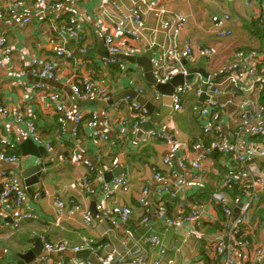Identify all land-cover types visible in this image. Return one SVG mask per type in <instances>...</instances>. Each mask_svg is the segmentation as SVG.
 <instances>
[{
	"label": "crops",
	"instance_id": "1",
	"mask_svg": "<svg viewBox=\"0 0 264 264\" xmlns=\"http://www.w3.org/2000/svg\"><path fill=\"white\" fill-rule=\"evenodd\" d=\"M7 0H0V8L4 7ZM114 1L118 7L126 11L131 6L130 0H79L75 5L76 17L80 18L83 25L82 43L88 49L86 59L88 64L81 68L75 59L60 58L57 60L58 81L54 82L47 78L31 75L29 63L33 58L48 61L54 58V53L62 48L75 53L76 59H84L77 55L78 49L72 38L62 39L50 28V23L40 21L37 12L33 9L31 0L27 1V9L33 17L32 22L23 29H17L13 23L0 20V34L8 37L13 48L12 63L6 69H0V106L8 109H18L23 118L32 121L40 136L53 148L52 154L40 153L39 162L43 165L41 171V187L34 195H26L23 209L35 214V219L26 220L17 228H14L13 212L0 215V264H16L13 258L23 254L34 245L38 239L51 244L63 243L67 250L62 253L49 255L50 264H57L61 259L70 260L78 258L81 263L85 261L97 264L100 258H105L112 250L118 252L117 259L128 261L132 256L142 253L148 261L157 259L160 248L168 251L174 264H190L193 260H201L203 264H220V258L214 259L203 246L201 239L192 237L190 243L183 247L181 240L188 235V226L166 228L159 219L155 205V196L152 194L146 202L145 208L137 205L136 198L144 185L149 186L151 191L157 186L153 179L155 172L168 175V169L162 164L164 157H170L176 161L181 155H188L190 159L200 153L197 145L202 138V120L199 118V107L204 101V93L197 95L195 90L190 89L182 95V110L167 115L162 121L156 122L154 117L148 114L147 121L141 127L140 132L132 133L131 125L134 122L135 112L132 109L134 102L131 98L119 97L112 105L108 101L124 91L133 90L147 99L154 106V116H159L162 108L161 99L154 101L158 91L148 85L144 78L143 69L125 57L144 58L151 54L153 62L159 55L174 45L178 52V67H183L188 72L184 77V83L199 81L200 78H210L216 83H221L225 76L226 67L235 60V55L240 52H255L260 57L258 72L264 75V33L259 17L264 11V0H221L220 2L208 1L197 2L193 0H147L155 1L158 9L164 10L165 14L160 19L154 13L149 12L145 6H141L145 29L143 39L138 42L128 41L125 43L131 49L130 53H123L120 62L113 66L103 65L100 51L107 49L102 40L100 30L108 28L104 17L94 16L93 8L101 3ZM181 14L186 18V23L178 36L173 37L169 32H163L160 20L173 21L174 15ZM228 15L229 21L222 28L228 36H217L214 33L211 19L214 16ZM114 12H107V19H112ZM256 25H259L255 32ZM54 39L55 44L49 43L48 36ZM189 42L192 54L189 59L180 55L182 47ZM211 49L214 52L209 64L206 62L204 51ZM82 71L88 76L105 79L110 96L107 101L96 100L93 96L86 100L76 99L70 88L65 84L67 79ZM180 74H176L178 76ZM174 76V77H175ZM36 85H42V89H35ZM29 92L25 94L23 88ZM50 92H59L64 98V114H58L48 100ZM161 97V95H160ZM201 97H203L201 101ZM257 99V100H255ZM257 104L264 103V89L255 95ZM221 107L211 113V120L219 124L220 136L225 141L231 142L236 128L238 107L245 99L241 95L223 93L215 98ZM114 104L116 108H114ZM83 112L85 118L92 112L100 116L112 117V128L109 136L114 140V146L110 147L93 140L88 129L79 128L76 138L70 137L73 126V115ZM65 120L66 132L62 133L60 123ZM126 121L125 126L120 122ZM152 122L154 128H150ZM151 131H162L174 134L180 142L181 149L171 152L170 144L166 140L153 139L146 142V134ZM25 127L14 122L12 119L0 117V137L7 138L16 143L14 151L20 156V163H5L0 161V171L12 172L8 179L0 178V192L8 182H14L24 186L22 173L24 161L29 155H23L21 145L28 140ZM257 141H253L256 140ZM250 139V142L264 143V137ZM214 138H207L209 147ZM249 140L245 139V144ZM38 146V145H37ZM41 147V146H39ZM44 149V148H43ZM88 158L92 163L95 159L99 162L94 165V171L89 172L82 163ZM114 159L117 160L113 164ZM229 165V161L219 152L208 155L205 163L209 170L208 179L204 189L192 183L186 184L181 189L180 202L188 205V199L200 195L206 190L219 192L223 174ZM120 168L117 177L110 181L125 177L128 182V190L116 193L109 201L102 200V187L109 183L104 182V175ZM179 174V170H175ZM252 171L257 177H264V161H256ZM87 182H83V178ZM174 177L170 178L169 185L172 187ZM59 195L65 204L66 211L79 204L82 213L73 211L58 217L55 208V197ZM101 200L103 205L110 211V219L101 217L95 209L96 203ZM167 201V198L165 199ZM193 203V202H192ZM205 229L208 234H213L219 227L220 219L217 213L218 207L210 197L209 202H203ZM170 205H172L170 203ZM123 206L132 209V218L126 225L120 223L119 214ZM174 206V205H173ZM179 208L174 207V216ZM88 213L91 220L86 224L83 215ZM146 217L147 223L142 224L141 218ZM57 220H59L57 222ZM256 240L264 243V195L258 207L257 218L252 220ZM149 235L159 238L157 248L146 246ZM88 241L95 242L98 247V259L90 256L86 250L80 254H74L72 247L85 248ZM179 241V242H177ZM42 251V254L43 255Z\"/></svg>",
	"mask_w": 264,
	"mask_h": 264
},
{
	"label": "built area",
	"instance_id": "2",
	"mask_svg": "<svg viewBox=\"0 0 264 264\" xmlns=\"http://www.w3.org/2000/svg\"><path fill=\"white\" fill-rule=\"evenodd\" d=\"M28 0H7L4 7L0 8V20L7 23H13L17 29H23L28 26L33 17L27 9ZM79 0H31L33 9L37 12L40 21L50 23V28L54 33L61 36L62 39L72 38L74 44L78 46L76 53L84 59H76L75 53L64 48L55 51L54 58L48 61L33 58L29 63V71L31 75L47 78L51 81H58L57 60L75 59L79 67L84 68L88 64L86 55L88 49L82 43L83 41V25L84 22L75 13V5ZM131 6L126 11L121 10L116 2L111 1L101 3L98 7L93 8L94 16H103L108 23V28L103 27L100 34L104 45L107 49L108 56L103 58V65L113 66L118 64L120 56L130 53L131 49L126 45L125 41L138 42L143 39V31L145 23L143 19V11L141 6L154 13L156 18L164 16L165 11L158 9L155 1L147 0H130ZM197 2H220L221 0H193ZM112 10L114 17L107 19V12ZM264 21V11L259 16ZM186 18L181 15H174L173 21L160 20V27L163 32H169L173 37L179 35L183 29ZM229 21L228 15L214 16L211 19L214 33L217 36H228V32L224 33L222 28ZM49 43L55 44L54 39L49 35ZM184 59H189L192 54V48L189 42L182 47L179 53ZM214 52L211 49L204 51L206 62L209 64ZM178 52L174 45L160 54L158 59L153 62V74L158 83H165L171 80L176 74L187 76L188 72L183 67H178ZM13 58V48L10 45L8 37L0 34V69H6ZM261 57L255 52H240L235 55V60L231 62L225 69V76L221 83H216L210 78L202 79L195 82L183 83L177 87L172 94V110L179 112L182 110V95L193 89L197 95L204 93L206 98L200 104L199 118L202 120V138H199L197 145L200 153L195 159H190L188 155H181L176 161H172L170 157H164L162 164L168 169V175L155 172L153 179L157 181V186L151 191L149 186L144 185L136 198L137 205L145 208L148 198L153 194L155 196V205L158 211L159 219L166 228L188 226L190 228L188 235L181 240V245L186 247L192 237L201 239L206 251L213 256L214 259L220 258V264H264V243H260L255 238L252 220L257 218L258 207L261 202V196L264 195V177H257L252 171V167L256 161H264V143L250 142L255 137H264V103L257 104L255 95L264 89V75L259 74L258 66ZM65 84L70 88L73 96L79 100H86L93 96L96 100L107 101L110 91L105 79H98L88 76L79 70L71 78L67 79ZM42 85H36L35 89H42ZM23 92L27 94L29 89L23 88ZM223 93L231 95H241L245 101L238 107V117L235 131L233 132L231 142H227L220 136V125L214 124L211 120V113L219 105L215 98ZM49 102L53 105L58 114H64V98L59 92H50L48 95ZM160 95L155 94L154 101L159 102ZM257 100V99H255ZM117 104H114L116 108ZM134 114V122L131 125V132L138 133L141 127L147 121L148 113L144 107L137 103L132 106ZM0 117L3 119H12L19 125H23L26 134L33 143L44 148L47 154L53 153V148L49 142L45 141L38 133L34 123L28 119H24L20 110L8 109L0 106ZM121 126L126 125V121L120 122ZM112 117L110 115L100 116L96 112H92L85 118L83 112H77L73 115V126L70 130V137L76 138L80 127L88 129L93 140L99 141L110 147L114 146V140L109 136L112 128ZM61 132H66L65 120L60 123ZM146 142L153 139L166 140L170 144L171 152L181 149L180 142L175 138L174 134L162 131H151L146 134ZM214 138L213 143L207 147L206 139ZM245 139L249 140L245 144ZM16 143L7 138L0 137V161L5 163H20V156L15 153H7L8 150L14 151ZM217 150L224 158L229 161L226 171L223 174L220 190L212 196L213 203L221 209L223 220L219 223V227L213 234H208L205 229V217L203 205L197 203H188V205H178V212L174 216H169L167 205L176 202L178 192L188 183L199 185L203 189L208 179L209 170L205 163L208 155ZM99 162L95 159L92 163L88 158L83 160L84 166L89 172L94 171ZM117 162L114 159L113 164ZM179 170V174L175 171ZM12 172L0 171L1 179H8ZM174 177L172 187L169 185L170 178ZM83 182H87V178H83ZM238 186L241 194L231 197L226 190ZM128 190V182L125 177H118L105 184L101 190L102 200L109 201L116 193ZM26 187L8 182L4 189L0 192V215L13 212L14 228L26 220L35 219V214L26 212L23 207L26 200ZM167 198V201L165 200ZM101 200L96 203L95 209L102 218L110 219V211L104 208ZM55 208L59 218L64 214L73 211L82 213L79 204L66 211L65 204L59 195L55 197ZM82 210V211H81ZM86 224L90 223L88 213L83 215ZM132 218V209L129 206H123L120 210L119 219L122 225L128 224ZM59 220H57L58 222ZM141 223L146 224L147 218L142 217ZM179 242V241H177ZM146 246L149 248H157L160 240L155 235H149L146 239ZM95 242L88 241L85 248L72 247L70 250L74 254H78L82 250H86L89 255L98 259V247ZM67 250V246L63 243L51 244L43 241V255L37 257L30 264H50L49 255L53 253H62ZM168 251L160 248L157 259L148 261L147 256L142 253L132 256L127 262L117 259L118 252L112 250L105 258H100L97 264H174L173 260L168 257ZM57 264H94L91 261H81L74 257L70 260L61 259ZM190 264H203L201 260H193Z\"/></svg>",
	"mask_w": 264,
	"mask_h": 264
},
{
	"label": "water",
	"instance_id": "3",
	"mask_svg": "<svg viewBox=\"0 0 264 264\" xmlns=\"http://www.w3.org/2000/svg\"><path fill=\"white\" fill-rule=\"evenodd\" d=\"M102 57H107V53L104 50L100 51ZM128 61L140 65L143 69L144 78L148 85L154 87L158 93L161 95L162 108L159 116H154V106L142 97L139 93L133 90L124 91L125 93L119 94L118 97H114L108 101V105H112L119 100V97L131 98L134 102L144 107L148 114L154 117L156 122H161L164 117L172 113V94L177 87H180L184 83V77L181 75L173 77L171 80L165 83H158L156 77L153 74L152 59L151 54L146 55L144 58L136 57H125ZM206 98V96H205ZM204 98V99H205ZM203 97H201L202 101ZM150 128H154L153 123H149ZM21 150L23 155H29V158L24 161V171L22 173L24 186L26 187V193L29 195H34L38 192L41 187L40 177L43 165L39 162L40 153L44 152L43 147L37 146L32 140L28 139L21 145ZM218 153L217 150L211 152V154ZM120 172V168L115 169L111 173L104 175V182H108L112 177H117ZM181 195V190L178 192V197ZM43 245L40 240L35 239L34 245L23 254H18L13 258L16 264H30L37 257L42 254ZM79 252L78 254H80Z\"/></svg>",
	"mask_w": 264,
	"mask_h": 264
},
{
	"label": "trees",
	"instance_id": "4",
	"mask_svg": "<svg viewBox=\"0 0 264 264\" xmlns=\"http://www.w3.org/2000/svg\"><path fill=\"white\" fill-rule=\"evenodd\" d=\"M260 24H261V27H262V32L264 33V21L261 19L260 21ZM256 30H254L255 32H260V30H257L259 28V25H256ZM257 137L255 138H252V139H256ZM253 141H257L256 140H253ZM261 143V142H260ZM92 173V172H91ZM202 189V188H201ZM204 189V187H203ZM226 192L229 194V196L231 197H236L237 195L241 194V191L240 189L238 188V186H234L233 188H230L228 190H226ZM216 194L215 192H212L210 190H206L205 192H202L200 195H197L195 197H192L190 199H188V202H193V203H197L198 205H203L202 203L203 202H209L210 200V197L212 198V196ZM180 198L178 197V199H176V202H172L171 204L172 205H167V211L169 212V215L171 213H174V207H177L178 205H182L183 203L180 202L179 200ZM174 205V206H173ZM171 212V213H170ZM177 213V212H175ZM218 215H219V219H220V222L223 220V214L221 212V209L218 207V211H217Z\"/></svg>",
	"mask_w": 264,
	"mask_h": 264
},
{
	"label": "rangeland",
	"instance_id": "5",
	"mask_svg": "<svg viewBox=\"0 0 264 264\" xmlns=\"http://www.w3.org/2000/svg\"><path fill=\"white\" fill-rule=\"evenodd\" d=\"M171 228H173V227H171ZM260 242V241H259ZM261 243V242H260Z\"/></svg>",
	"mask_w": 264,
	"mask_h": 264
}]
</instances>
